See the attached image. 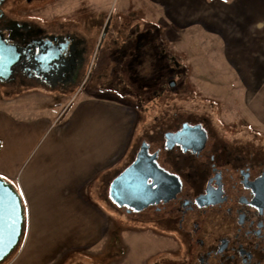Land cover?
<instances>
[{"label":"flooded vegetation","instance_id":"1","mask_svg":"<svg viewBox=\"0 0 264 264\" xmlns=\"http://www.w3.org/2000/svg\"><path fill=\"white\" fill-rule=\"evenodd\" d=\"M43 1L0 0V89L72 88L93 47L102 48L109 16L82 22L77 11L65 27L44 24ZM184 124L181 135L167 137ZM220 128L211 119H173L145 141L163 181L149 191L145 209L127 213L115 205L169 240L167 254L152 264H264V135Z\"/></svg>","mask_w":264,"mask_h":264},{"label":"crops","instance_id":"2","mask_svg":"<svg viewBox=\"0 0 264 264\" xmlns=\"http://www.w3.org/2000/svg\"><path fill=\"white\" fill-rule=\"evenodd\" d=\"M147 1L167 26L200 31L217 48L240 110L264 125V0ZM21 105L0 106V177L19 193L25 215L21 243L5 264H56L105 236L107 194L91 190L121 168L135 116L125 103L90 94L58 118Z\"/></svg>","mask_w":264,"mask_h":264},{"label":"rangeland","instance_id":"3","mask_svg":"<svg viewBox=\"0 0 264 264\" xmlns=\"http://www.w3.org/2000/svg\"><path fill=\"white\" fill-rule=\"evenodd\" d=\"M77 11L82 22L97 13L110 18L102 48L93 47L80 82L62 90L0 89V106L26 104L34 115L48 108L58 118L77 98L90 94L130 107L135 127L121 168L103 176V185L97 183L91 190L96 196L107 194L105 236L93 248L67 251L56 264H152L167 254L169 240L153 235L144 218L121 214L108 194V183L134 158L140 142L173 119H211L213 124L221 122L226 135L247 137L264 135V125L240 110L230 91L233 83L221 75L217 48L206 43L200 31L167 26L160 8L147 0H45L42 22L65 27Z\"/></svg>","mask_w":264,"mask_h":264},{"label":"water","instance_id":"4","mask_svg":"<svg viewBox=\"0 0 264 264\" xmlns=\"http://www.w3.org/2000/svg\"><path fill=\"white\" fill-rule=\"evenodd\" d=\"M168 83L173 85V80ZM187 127L184 124L182 131L166 135L175 138ZM177 140L178 138L173 141ZM161 175L162 171L155 163V156L148 153L147 144L142 142L135 159L110 181L109 197L127 213L143 210L148 205L149 191L163 181ZM24 227L25 215L21 197L8 181L0 177V264L21 243Z\"/></svg>","mask_w":264,"mask_h":264}]
</instances>
